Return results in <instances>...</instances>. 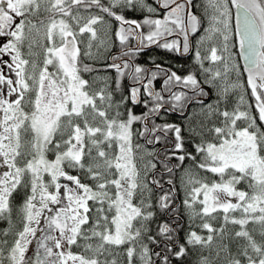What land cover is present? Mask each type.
Instances as JSON below:
<instances>
[{
    "label": "snow or ice",
    "instance_id": "obj_1",
    "mask_svg": "<svg viewBox=\"0 0 264 264\" xmlns=\"http://www.w3.org/2000/svg\"><path fill=\"white\" fill-rule=\"evenodd\" d=\"M0 224V264H264V0H0Z\"/></svg>",
    "mask_w": 264,
    "mask_h": 264
},
{
    "label": "flooded vegetation",
    "instance_id": "obj_2",
    "mask_svg": "<svg viewBox=\"0 0 264 264\" xmlns=\"http://www.w3.org/2000/svg\"><path fill=\"white\" fill-rule=\"evenodd\" d=\"M159 53L153 49H145L143 56L141 57V62L147 61L149 57L157 56ZM169 63L180 68L181 65L187 66V61L182 58H176V59H170ZM207 102V101H206ZM191 106H189L188 111H191ZM183 116H181L178 112L177 113H168L166 115V119L169 121H175L176 119H181ZM34 248V245H33ZM31 254V253H30Z\"/></svg>",
    "mask_w": 264,
    "mask_h": 264
},
{
    "label": "trees",
    "instance_id": "obj_3",
    "mask_svg": "<svg viewBox=\"0 0 264 264\" xmlns=\"http://www.w3.org/2000/svg\"><path fill=\"white\" fill-rule=\"evenodd\" d=\"M176 122H180V123H182L183 121H184V117L183 118H181V119H176L175 120ZM0 226H3L2 224H0Z\"/></svg>",
    "mask_w": 264,
    "mask_h": 264
}]
</instances>
